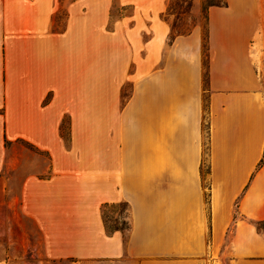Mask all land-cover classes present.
I'll return each instance as SVG.
<instances>
[{
    "label": "crops",
    "instance_id": "crops-1",
    "mask_svg": "<svg viewBox=\"0 0 264 264\" xmlns=\"http://www.w3.org/2000/svg\"><path fill=\"white\" fill-rule=\"evenodd\" d=\"M169 2L118 0L109 27L114 0H71L58 30L54 0H0V235L19 206L46 255L29 264H264V0L209 7L207 68ZM18 140L50 161L14 193Z\"/></svg>",
    "mask_w": 264,
    "mask_h": 264
},
{
    "label": "rangeland",
    "instance_id": "rangeland-1",
    "mask_svg": "<svg viewBox=\"0 0 264 264\" xmlns=\"http://www.w3.org/2000/svg\"><path fill=\"white\" fill-rule=\"evenodd\" d=\"M21 2L22 0H13ZM54 28L58 30L64 29L67 20V4L71 0H54ZM224 0H170L169 9L163 15L168 18L172 27L171 35L177 32L191 31L194 25L200 24L204 27L205 36V61L207 68L208 50H207V33L208 24L206 17L207 8L210 3L223 2ZM109 27H112L113 21L120 15H131L132 7L130 4H119L118 0H114V5L110 11ZM253 60L258 70L262 88L264 89V25L256 37V43L253 48ZM207 80V69H206ZM130 91V83L124 85V94ZM18 155L20 156L21 165L18 171L14 172L13 192L19 190L22 177L29 172L42 171L44 175L48 174L46 170L50 161L46 152L32 146L24 141L16 142ZM127 205L123 202L113 203L104 207V216L109 228L117 225L124 226L123 220ZM11 210L7 209L4 214H9ZM14 215V212H13ZM8 224L9 219L0 217V224ZM10 225H7V227ZM12 241L0 235V258L11 257L9 264H29L35 262L37 258H46L41 245H36L40 239V231L36 223L27 215L20 213L19 206L16 208V213L12 219L11 226ZM68 260L62 261H45L44 264H68ZM220 264H223L222 261Z\"/></svg>",
    "mask_w": 264,
    "mask_h": 264
},
{
    "label": "trees",
    "instance_id": "trees-1",
    "mask_svg": "<svg viewBox=\"0 0 264 264\" xmlns=\"http://www.w3.org/2000/svg\"><path fill=\"white\" fill-rule=\"evenodd\" d=\"M227 3V0H224L223 2H213V3H210V5H209V7L211 6V5H215V4H226ZM209 7L207 8V15H206V17L208 18V10H209ZM187 32H189V31H187ZM180 33H185V32H177V33H174V34H172L171 35V39H173L177 34H180ZM24 142H26V143H28V144H30V145H32V146H34L33 144H31V143H29V142H27V141H25V140H23ZM7 142H9V141H7ZM262 163V162H261ZM126 204V203H125ZM123 222H124V226H120V225H118L119 227H121V228H126V227H128V221H127V219H124L123 220ZM111 229V228H110Z\"/></svg>",
    "mask_w": 264,
    "mask_h": 264
}]
</instances>
